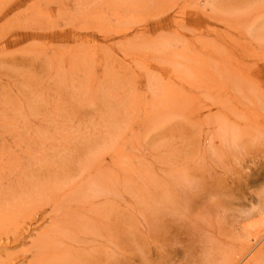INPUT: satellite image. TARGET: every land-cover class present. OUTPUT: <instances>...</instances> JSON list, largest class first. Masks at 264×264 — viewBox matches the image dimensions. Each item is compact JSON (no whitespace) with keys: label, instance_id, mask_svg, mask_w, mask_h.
I'll return each mask as SVG.
<instances>
[{"label":"rangeland","instance_id":"obj_1","mask_svg":"<svg viewBox=\"0 0 264 264\" xmlns=\"http://www.w3.org/2000/svg\"><path fill=\"white\" fill-rule=\"evenodd\" d=\"M11 1L0 0V128L100 116L127 127L129 264H199L210 241L260 230L264 0H219L216 13L206 0ZM22 245H1L0 261Z\"/></svg>","mask_w":264,"mask_h":264},{"label":"bare ground","instance_id":"obj_2","mask_svg":"<svg viewBox=\"0 0 264 264\" xmlns=\"http://www.w3.org/2000/svg\"><path fill=\"white\" fill-rule=\"evenodd\" d=\"M218 2L206 0L212 13ZM205 15L204 9L196 10L195 24ZM153 25L160 27L162 20ZM191 60L178 61L181 71ZM96 119L85 124L80 117L25 118L20 124L26 129L0 128V246L28 244L6 254L0 264H129L127 235L134 220L129 130L119 120ZM38 221L34 227L44 225L27 237ZM261 225L237 235H249L245 242L210 241L199 264H254L264 256Z\"/></svg>","mask_w":264,"mask_h":264},{"label":"clouds","instance_id":"obj_3","mask_svg":"<svg viewBox=\"0 0 264 264\" xmlns=\"http://www.w3.org/2000/svg\"><path fill=\"white\" fill-rule=\"evenodd\" d=\"M221 161L224 162L223 159H221Z\"/></svg>","mask_w":264,"mask_h":264}]
</instances>
